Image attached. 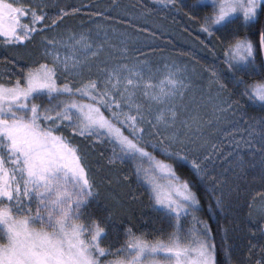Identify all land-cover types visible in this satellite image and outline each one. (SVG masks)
Wrapping results in <instances>:
<instances>
[{
	"label": "snow or ice",
	"instance_id": "6c2138e0",
	"mask_svg": "<svg viewBox=\"0 0 264 264\" xmlns=\"http://www.w3.org/2000/svg\"><path fill=\"white\" fill-rule=\"evenodd\" d=\"M176 2L153 0L164 9ZM44 7L0 0L3 42L20 44L42 31ZM197 7L212 9L200 25V31L210 38L239 21L245 27L255 26L258 16L264 15V0H200ZM66 15L61 10L48 27L54 29ZM256 35L255 46L247 36H233L220 60L225 67L210 70L209 85L217 86L215 97H209L215 101L214 114L227 112L235 117L239 112V100L221 95L225 87L221 74L231 79L236 94L246 98L250 107L264 112V78L251 84L244 79L264 72V60L259 68L256 64V52L264 51V29ZM60 48L70 54L62 56ZM101 51L102 46L93 48L84 34H70L59 43L46 40L44 54L51 57L50 63L21 67L11 84L0 83V240L4 241L0 243V264H216V245L211 242L209 226L196 215L199 200L191 186L176 175L171 164L145 149L146 143L168 159L186 162L201 181L217 179L211 165L218 146L213 142L206 148V122L194 109L179 119L180 111H188L183 104L176 106L189 87L187 69L165 65L156 78L146 61L110 66L104 61L96 78L83 79L85 71L91 72L93 67L87 59ZM60 74L79 80L78 85L72 87ZM153 105L158 106L155 111ZM218 120L213 116L210 122ZM231 123L237 131L238 125H248L247 137L229 140L240 166L241 141L251 147L258 137V150L264 154V118L258 127L248 124L243 115ZM233 129L228 130L229 135ZM77 137L107 144L111 148L109 164L140 162L135 174L147 182L154 210L173 228L166 240L149 241L129 228L122 246L115 250L102 246L107 239L105 228L88 212L99 197L98 186L89 176L87 155ZM145 162L147 169L143 168ZM157 176L166 183L161 184ZM215 204L222 210L221 199ZM259 211L261 221L252 236L258 232L264 242V208ZM182 221L190 226L185 228ZM255 247L250 242L249 251ZM260 251L264 253V243ZM257 264H264V259Z\"/></svg>",
	"mask_w": 264,
	"mask_h": 264
},
{
	"label": "rangeland",
	"instance_id": "374dc122",
	"mask_svg": "<svg viewBox=\"0 0 264 264\" xmlns=\"http://www.w3.org/2000/svg\"><path fill=\"white\" fill-rule=\"evenodd\" d=\"M92 1L94 3L100 0H21L26 7L31 4L45 5L43 8L46 13L45 27L42 31L34 33L33 38L30 40L15 45L6 44L14 55L13 57L8 55L9 57L5 56L6 59H0V83L11 84L18 77L21 67L27 68L37 62L50 63L51 57H47L44 54L46 40L55 39L59 43L62 40H67L70 34L88 36L93 48L102 46V51L98 56L87 59V63L93 67L91 72L85 71L83 76L85 80L89 76L96 78L98 69L104 66V61H107L109 66L114 63L131 65L137 60L146 61L153 68L156 78L162 75L165 65L171 66L175 64L181 69L186 68V83L189 87L184 93V99L182 101L178 100L176 106L179 107L180 104H183L188 111H180L179 119L186 118L194 109L206 122L203 128L204 135L209 142L206 148L210 147L213 142L218 146L211 169L217 178L214 180V184L218 185L216 187H221V191H224L223 195L225 197L223 200L226 199L225 202L231 204L230 206L232 207L235 204L232 191H239L244 186L250 187V189L251 186L261 185L264 187V154L258 150L261 147L258 137L253 140L251 147L246 146L244 141H241L239 154L243 157L242 166L237 162L236 149L233 144L229 143L232 136H235L237 140L240 137L248 136L246 131L248 128L247 124L238 125L239 130L237 131L233 129L231 121L237 120L243 115L248 124L258 127V122L263 117L248 115L240 104L238 105L239 112L235 117L227 112L214 114L213 106L215 101L209 99L210 96L215 97L217 89L216 85H209L210 70L213 67L218 70L225 67L220 60L227 43L222 42V51L219 54L214 48V44L205 43L202 34H190L189 32L193 28L189 27L188 24L181 23L182 26L180 25L182 34L189 33L188 38H185L184 34L182 35L179 31L175 34L170 31L176 28L175 24L180 23L179 12L185 14L189 19L194 18V15H190L189 11L194 8V5L183 4V2L177 0L174 6L169 5L168 9H164L162 5L154 4L153 0H149L145 4L134 0H110V7L107 4H102V6H95V9L92 7L79 12V5ZM8 2H11V0H8ZM61 3L63 6H61ZM123 4L132 6L134 11L131 15L127 14L128 10ZM61 10L72 13L77 11L71 15L75 16L81 13L84 20L82 23H69L62 20V23L57 22V26L54 29L48 27ZM137 22H141L142 26H137ZM171 24H173V28H171ZM37 28H40V26L37 25ZM223 33L225 32H220L219 34ZM203 34L207 35L206 33ZM125 49L127 51H124ZM192 49H196L198 52H194ZM202 50H207L209 57H202L200 55ZM0 52L5 55L4 50L1 51L0 49ZM60 54L63 56L70 53L60 48ZM59 78L67 80L72 87H76L79 83V80H74L72 77H66L63 74H60ZM227 79V76L221 74V83L225 85L221 95L230 96L233 100H237L234 98L233 91L227 85ZM144 103L147 105V100ZM156 107L158 106H152L153 111H155ZM213 116L219 117L218 123L210 122ZM229 129H233L231 135L228 133ZM65 134L67 135L68 133ZM148 139L150 138L146 136L145 141ZM156 139L158 140L159 138L157 137ZM76 142L81 150L86 153L85 162L89 170V176L98 186L96 191H98L99 197L93 200L88 212L97 221L101 222L105 228L107 239L104 240L102 246L106 248L111 246L113 250L122 246L129 228L136 235H142L149 241L166 240L173 228L163 215L154 210V202L151 199L152 194L147 182L135 174L139 163L136 161H125L123 163L109 164L108 159L111 155V148L107 144L94 143L79 137L76 138ZM230 150L233 155H228ZM252 175L258 178L252 179ZM157 180L161 184L166 183L159 176H157ZM123 185L130 189L128 194H119L118 189L120 190L124 187ZM110 188L111 190H109ZM106 189H108L107 193H105ZM139 197H148L147 204H145L146 206L143 209L148 211V214L153 219H157L158 232L155 231L152 234L145 232V229L138 232L132 224L126 223L118 226L114 221L113 216L115 214L123 215L122 212L125 215H129L127 218L130 219V216H132L131 212L123 211V205L120 203L124 202V204L132 205V203L140 201ZM250 203L257 205L255 201ZM257 206H259L257 207L258 211L264 208V201ZM108 207L112 208L113 215L109 214ZM188 219L190 220L191 218ZM242 220L244 223L239 225L230 221V226L234 229L233 253L238 259L237 264H246L251 259L260 261L264 259V253L260 251V247L264 242L260 241L258 232L255 237L252 236V231H256L260 222H254L249 219ZM127 221L129 222V220ZM259 221H261V215ZM181 223L184 224L185 228L190 225L185 224L184 221ZM163 225H167L164 232L163 227L165 226ZM3 242V240H0V243ZM250 242L256 245L251 251H249ZM115 258L113 257V259ZM119 258L123 259V257Z\"/></svg>",
	"mask_w": 264,
	"mask_h": 264
},
{
	"label": "trees",
	"instance_id": "16d2710c",
	"mask_svg": "<svg viewBox=\"0 0 264 264\" xmlns=\"http://www.w3.org/2000/svg\"><path fill=\"white\" fill-rule=\"evenodd\" d=\"M134 1H141V3L145 4L148 3L149 0H134ZM183 2V4H192L194 5V8L190 9V15H194L193 19H189L185 14L178 13V16L180 17V23L175 24L176 28L171 29L170 31L173 32V34L178 33L179 31L181 33V23L188 24L189 27L193 28L190 34H202V38L207 44H214V48L218 53H221V46L222 42L227 43L228 41L232 40L233 36H238L240 38H243L245 36L249 37L254 46L258 45L259 37L256 35V33L262 29H264V15L258 16L259 23H257L255 26L245 27L243 26V22L239 21L236 24H234L230 30L223 34L217 33L213 37L209 38L207 35H204L203 32L199 31V26L202 23L203 16L210 15L211 9L206 8L204 10H200L197 6L200 4V0H180ZM110 0H100L97 2H90L81 4L78 6L79 12L83 10H88L89 8L95 6H102V4H107L110 7ZM63 3V2H62ZM61 3V6H63ZM140 3V2H139ZM125 8H127L128 12L127 14L131 15V13L134 11L132 10V6L128 4H123ZM110 10V9H109ZM113 10V9H112ZM77 11H73L75 13ZM72 12L68 11V18L63 17L62 20H65V22L74 23L79 22L82 23L84 19H82L81 13L79 15L72 16ZM125 18V17H122ZM62 20H59L61 22ZM125 20V19H123ZM62 23V22H61ZM137 26H142V23H136ZM170 24V23H169ZM181 25V26H180ZM171 28H173V24H171ZM176 32H175V31ZM189 33H181L185 38L189 37ZM191 37V36H190ZM214 40V41H213ZM211 41V42H210ZM188 46V45H187ZM11 48V47H10ZM196 48V47H192ZM0 49L1 51L4 50L5 55L1 54L0 52V59L5 58V56L10 55L13 57L14 53L11 49L3 42V38H0ZM194 52L196 49H192ZM36 53V51H35ZM200 55L204 58L209 57V53L207 50H202ZM9 57V56H8ZM6 59V58H5ZM262 60H264L262 51L258 50L256 52V64L259 68L261 65ZM226 80L228 87L233 91L234 98L239 100V104L241 105L242 109L245 110L248 115H257L264 118V112H262L258 107L253 108L249 106V103L247 102L246 98H242L239 95L236 94V90L233 86V83L229 77ZM264 78V72H260L259 74H252L251 76H245L244 79L247 83L251 84L254 82H260ZM105 115H108L106 112ZM125 134L127 135V131H125ZM146 151L152 153L153 156L156 157L157 160H163L165 163L171 164L173 169L175 170V173L180 179L187 181L189 185L192 188L193 193L199 200V206L200 211L196 213V215L199 217L200 220L207 223V225L210 228V234L212 238V243L216 245L215 250V261L216 264H237L238 259L235 257V253H233V233L234 229L230 226V221L234 222L236 225L243 224L242 219H249L254 222H260V214L257 210V206L260 202L264 201V187L261 185L258 186H251L250 187H241V189L232 191L234 194V205L231 207L229 203H226L224 199V191H221V187H215L214 180L213 181H201L198 179L193 171L191 170V167L189 164H187L184 161H180L177 159H168L165 156H163L159 150L153 149L152 147L147 146L145 144ZM140 163L139 161H136ZM143 168L147 169L148 164L143 163ZM253 177V175H252ZM258 178L257 176H254L252 179ZM120 190L119 194H128L130 189L123 185ZM131 186V185H130ZM209 189H212L211 191ZM107 190L105 193H107ZM111 190V188L109 189ZM123 192V193H122ZM227 194V193H226ZM147 198L148 197H139L140 201L137 203L134 202L132 205L124 204V202H121L120 204L123 205V211H126L127 213L132 214L130 216V219L127 218L129 215H125L124 212L123 215L115 214L113 216L114 221L117 223L118 226H122L126 223L132 224L134 229L138 232L146 230L145 232L152 233L157 231L158 232V224L157 219H153L149 214L148 211H145L143 209L145 204H147ZM138 199V200H139ZM217 199H221L223 201L222 210L221 208H218L215 204V201ZM239 200V202H237ZM257 202V205L255 203L250 202ZM107 204V203H106ZM259 209V208H258ZM112 208L108 207V212L110 215H113ZM145 211V212H144ZM252 213L251 216H249V213ZM129 220V222L127 221ZM165 226V225H163ZM190 226V225H189ZM167 228V225L163 227V232ZM257 260H249L246 264H257ZM240 264V263H239Z\"/></svg>",
	"mask_w": 264,
	"mask_h": 264
},
{
	"label": "water",
	"instance_id": "95a60500",
	"mask_svg": "<svg viewBox=\"0 0 264 264\" xmlns=\"http://www.w3.org/2000/svg\"><path fill=\"white\" fill-rule=\"evenodd\" d=\"M263 57H264V51H262Z\"/></svg>",
	"mask_w": 264,
	"mask_h": 264
}]
</instances>
